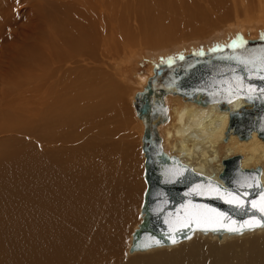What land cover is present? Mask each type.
Wrapping results in <instances>:
<instances>
[{"label": "bare ground", "instance_id": "1", "mask_svg": "<svg viewBox=\"0 0 264 264\" xmlns=\"http://www.w3.org/2000/svg\"><path fill=\"white\" fill-rule=\"evenodd\" d=\"M212 1L215 3L216 0ZM220 1L225 3V0ZM260 1L263 3L259 8L263 17L264 0ZM164 2L154 1L152 4L157 7L148 8L150 10L148 19L151 20V25L153 24V31L167 32L171 29L169 24L159 19L161 10L167 9L163 7ZM83 3L90 4L87 0H80V5ZM74 5L71 1L65 0L63 6H69V9L77 12ZM157 8H159L158 11ZM213 9H203L201 15L198 13L195 15L202 20L205 18L203 21L208 25L211 22L210 17L214 14L211 13ZM71 10L65 12V16L70 17ZM72 17L76 18L77 15L74 14ZM187 21L192 27L194 24H200V20L187 19ZM259 23L252 24L260 25ZM59 24L67 28L64 19L60 20ZM78 25L81 26V23L79 22ZM261 27L264 28V25ZM70 30L73 33L76 32V29L70 28ZM153 34L156 33L153 32ZM76 36L75 39L71 38L70 42L68 41L74 49V55L78 53V49L85 51L82 49L85 45L89 47V54H86L95 55V33L87 31L85 34L83 29ZM158 37L166 39L165 36ZM153 39L154 37L148 36L150 42ZM247 40L256 41L255 39H244L241 40L242 42L238 40L234 46L227 43L213 49V52L219 50L216 54L211 53L212 51L203 52L209 61L203 65L204 69H199L201 64L196 52L191 57H188L192 54L190 52L187 55L184 54L180 59L186 58L179 62L174 60V56L168 58L169 60L152 61L149 73L145 76L140 75L137 79L141 87L131 96L134 109L138 110L136 101L139 93L147 91V85L155 76V66L158 64L163 66L160 70L162 78L170 77L178 80L180 75L188 74L189 84L196 81L202 82L205 73H210L225 64L228 66L227 72L234 75L240 72L248 74L264 71V61H260L258 56H255L256 53L264 50V43L242 44ZM257 40L264 41L262 38ZM244 54L254 56L244 59L242 57ZM94 58L91 57V59ZM83 61L87 60L83 59ZM182 66L184 68H181ZM81 71H84V75L78 76L75 83L70 84L68 91L60 95L58 101L60 104L58 107L55 105L57 108L51 112V117L46 118L44 114L46 123H40L41 128L38 127L39 124H36L38 125L36 129L30 128L31 131L40 129L39 132L42 129L43 134L40 137L43 140L54 138L55 141L57 139L64 141L69 139L68 137L77 138L84 130L86 132L89 129L102 135L106 131H112L110 123L114 118L124 122L123 110L117 107V101L122 99L121 92L124 90L123 86L118 84L115 73L111 74L93 65L83 66ZM207 84H212L218 89L213 91L209 88H199V92L195 94L187 91L189 94L182 96L179 93L170 92L164 96L167 118L161 120L156 127L161 137L163 150L168 156L177 157L193 171L216 181L223 187H227L221 177L225 169L224 160L239 155L242 168L259 169L258 181L264 189V116L260 117V114L257 119L246 118L248 111L260 110L257 100L247 96L248 90L254 87L231 93L225 88H220L224 86L222 76L214 81H208ZM135 113L138 117V112L135 111ZM141 119L137 121V128L142 149L145 120ZM243 121H246L245 124L242 123ZM65 127L68 130L67 133L62 132ZM97 145L91 142V139L89 145H85L88 151L96 156H89L87 159L78 153L79 156L76 157L74 156L76 153L70 154L63 151V148L42 153L31 151V148L20 147L21 149L15 150L11 157L8 156L10 160L5 157L7 160L0 163V264H118L121 259L126 258L129 262H133L151 255L168 257L170 264H264V223L242 233L196 230L189 238L176 243L132 250L133 234L139 228L144 216L143 204L139 210L141 222L131 233L126 249V233L136 213L137 201H134L137 196V187L133 179L127 185L120 182L122 178L118 177L114 180L112 175L105 174L100 156L103 147L100 153L97 151L93 153ZM130 147L131 145L127 146L122 153L129 151ZM143 155L145 160L144 152ZM1 156L3 157L2 154ZM119 182L122 185H119ZM243 240L248 242V246L235 261L224 255V252L232 254L231 247H237V244ZM125 250L132 256H127ZM219 257L220 261H218Z\"/></svg>", "mask_w": 264, "mask_h": 264}, {"label": "rangeland", "instance_id": "2", "mask_svg": "<svg viewBox=\"0 0 264 264\" xmlns=\"http://www.w3.org/2000/svg\"><path fill=\"white\" fill-rule=\"evenodd\" d=\"M69 1L76 5L73 7L77 8V12L69 9V6H63L65 0H0V111H3L0 116V163L7 159L10 160L15 150L25 149V147L42 153L63 148V151L70 154L76 153L74 155L76 157L85 156L84 159L89 156L96 157L86 147L90 139L91 142L98 144L93 153L96 151L100 153L103 147L100 156L105 174L112 175L114 180L118 177L122 178L120 182L127 185L133 179L137 187V196L134 201H137L135 203L136 213L126 233L125 248L127 249L131 233L141 222L139 210L143 204L147 186L144 178V151L143 148L141 149L140 134L137 128V121L142 119L139 116L136 117L135 111L138 112V110L134 109L131 103L134 91L141 87L139 86L140 81L137 80L138 77L149 73L152 61L173 56L174 60H177L184 54L187 55L188 52L194 54V52L212 51L221 45L236 43L238 40L264 39V30H262L264 28L261 27L264 25V16H261L259 9L263 3L260 0H225V3L220 0L214 1L215 3L212 0H109V2L108 0L107 2L106 0H87L90 4L80 5V0ZM154 1H160V3L165 1L163 7L167 9H162V15L159 13L161 18L158 17L160 20L163 19L162 22L171 26L167 32L153 31V24L151 25V20L148 19L150 12L148 8L157 7L153 6ZM203 9H213L211 13L217 16H214V19L212 15L208 25L203 21L205 18L202 20L195 15L196 13L201 15ZM69 10L73 13L70 11V17H67L64 13ZM156 10L158 11L159 8ZM74 14L77 15L76 18L72 17ZM62 19L65 20L68 29L59 24ZM187 19L200 20V24H194L192 27ZM174 21L177 24L173 23ZM257 21L263 23L260 24ZM79 22L81 26L78 25ZM95 24L96 26H93ZM70 28L76 29V32H71ZM83 29H85V34L87 31L95 33V55L91 53V56L88 55L87 45L82 48L86 52L78 49V53L74 55L75 52L69 40L75 39ZM159 35L165 36L166 39H159ZM148 36L154 37L152 42L148 40ZM211 53L216 54V51ZM253 56L244 54L242 57L246 59V57ZM255 56H258L260 61H264V50L256 53ZM91 57L95 58L91 59ZM64 58L67 60L65 61ZM83 59H86L88 64ZM87 65H93L103 71L107 70L111 74L115 73L118 77V84L123 86L124 91L121 92L122 99L117 101V107L123 110L124 122H119L114 118L110 123L112 131H106L102 135L89 129L86 132L82 131V135L80 134L77 138L68 137L69 139L64 141L57 139L59 142L54 138L43 140L40 137L43 134L42 129L40 132V129L38 131L35 129L41 128L40 123H46L45 115L46 118L51 117V112L60 104L58 102L60 95L68 91L70 84L75 83L78 76L84 75L81 69ZM222 75L225 76L224 86L233 81L235 84L232 86L237 90L243 91L248 87H254L248 90L247 96L257 100L260 110L248 111L246 118L257 119L260 114V117H263L264 71L255 75L251 72L248 74L240 72L236 75L225 72ZM187 80L188 74L179 77L180 83H187ZM199 88L201 87L195 84L190 92H199ZM228 91L234 93L236 90L230 88ZM246 121L242 123L245 124ZM30 128L35 129L31 131ZM62 132L67 133V128H63ZM11 139L14 141H10ZM21 141L23 147L20 144ZM5 144L6 147H4ZM129 145H131L130 150L122 153ZM120 182L119 185H122ZM246 246L248 242L243 240L237 244V247H231L232 254L224 252V255L235 261L243 254ZM125 254L132 256L127 253V250ZM143 259L129 262L125 258L121 259L118 264H170V259L163 255L157 257L151 255ZM220 260L219 257L218 261Z\"/></svg>", "mask_w": 264, "mask_h": 264}, {"label": "water", "instance_id": "3", "mask_svg": "<svg viewBox=\"0 0 264 264\" xmlns=\"http://www.w3.org/2000/svg\"><path fill=\"white\" fill-rule=\"evenodd\" d=\"M259 43L264 41L247 40L242 44ZM192 55L195 53L188 57ZM198 55L203 57L199 61V69H204L203 65L209 61H203L206 59L203 52ZM162 67L160 64L155 66L156 74L150 79L147 91L139 93L136 101L139 117L145 120L142 147L146 156L144 177L147 189L142 205L143 220L133 234L131 249H147L158 245L156 241H160L159 244L173 243V240L178 242L189 238L196 230L242 233L261 225L264 223V189L258 181L259 169L242 168L239 155L227 158L224 160L225 169L221 174L227 187H223L193 171L177 157L168 156L163 150L161 137L156 129L158 123L167 118L163 101L167 93L174 92L183 96L195 94L196 91L187 92L192 90L195 84L216 91L218 88L207 82L214 81L219 76L225 77L222 74L228 71L227 64L205 73L202 82L189 84L187 80L185 85L180 84L179 79L162 78ZM258 72L251 73L255 75ZM228 84L224 86L226 90H237L232 86L235 84L233 81ZM239 203L245 206L238 207Z\"/></svg>", "mask_w": 264, "mask_h": 264}, {"label": "snow or ice", "instance_id": "4", "mask_svg": "<svg viewBox=\"0 0 264 264\" xmlns=\"http://www.w3.org/2000/svg\"><path fill=\"white\" fill-rule=\"evenodd\" d=\"M233 201H229V203H232ZM238 207H244L245 205L243 203L237 204ZM230 231H239V229H230ZM173 243H176L175 240L172 241ZM157 244L160 243V241H156Z\"/></svg>", "mask_w": 264, "mask_h": 264}, {"label": "flooded vegetation", "instance_id": "5", "mask_svg": "<svg viewBox=\"0 0 264 264\" xmlns=\"http://www.w3.org/2000/svg\"><path fill=\"white\" fill-rule=\"evenodd\" d=\"M217 53H218V52H217ZM197 58H198V61H201V59H202L203 57H198V56H197ZM207 58H208V57H206V59H204L203 61H207ZM181 68H182V67H181Z\"/></svg>", "mask_w": 264, "mask_h": 264}]
</instances>
